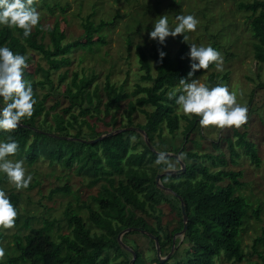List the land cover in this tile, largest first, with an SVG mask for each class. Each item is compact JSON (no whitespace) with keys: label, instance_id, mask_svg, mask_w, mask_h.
<instances>
[{"label":"trees","instance_id":"16d2710c","mask_svg":"<svg viewBox=\"0 0 264 264\" xmlns=\"http://www.w3.org/2000/svg\"><path fill=\"white\" fill-rule=\"evenodd\" d=\"M39 1L52 11L60 6L59 2L54 4L49 0H35L36 8ZM238 6L251 11L250 23L255 38V55L260 62H264V0L241 1ZM61 8L65 9L64 6ZM85 21L84 27L88 32L115 24L113 20H101L96 24L89 16ZM46 34V29L40 21L27 37L23 35V29L0 25V45H6L14 53L20 52L26 57L29 50L36 51L48 64V67H44L38 63L33 73L24 72L23 78L33 86L36 98L34 111L31 117L22 118L16 129L0 130V140L11 138L18 141V151L12 155L24 156L29 164L36 162L41 156H46L50 163L62 162L80 173L93 177L94 182L105 178L109 185H103L104 191L94 196L99 208L94 209L86 205L90 209V220L100 232H92L83 217L73 212L70 204L65 216L71 231L62 233L55 239L51 233L54 221L44 219V225L32 226V221L37 215L28 214L23 217L19 211L20 196L11 191L8 195L17 209L15 224L29 231L14 235L15 253L8 255L6 261H1V264H108L111 261V251L115 253L114 260L123 258L117 264H129L133 253L124 244L136 252L133 264H215V261L222 257L242 264L247 258V253L242 245L241 232L248 217L253 215L260 219L261 209L253 208L250 214L251 203L245 195L238 193L246 184L242 180V170L224 168L213 170L206 163L208 159L214 166H226L228 159L225 152L201 154L197 149H189V143L200 146L197 139L191 138L194 130L198 131L199 116L180 114L176 109L179 105L176 104L175 96H169L170 92L180 94L183 89L181 78L191 80L207 73L206 84L214 87L217 84L227 85L229 74L211 70L215 68L216 62H210L207 69H199L194 76L188 77L190 57L187 43L181 42L172 55L167 48L166 37L164 44L155 42L149 51L137 45L140 70L143 71L142 83H136L132 92H127L124 83L120 85L112 83L110 73L101 92L98 83L91 88L98 78L94 70L91 76L84 70L81 73L74 71L62 93L69 104L62 111H58L56 109L59 105L58 100L49 107L45 105V100L54 91L53 72L71 65L72 58L68 54L74 48L92 49L94 45L105 40L99 38L98 41H94L90 35L84 43L79 40L63 43L66 33L60 30L58 24L54 26L48 44L44 41ZM212 46L216 47L215 44ZM161 49L166 52L163 58L159 56ZM152 61L155 64V73ZM38 73L42 74L41 78H38ZM60 77L62 80L66 79L68 70ZM38 86L49 87V91L40 96ZM259 86L263 87L264 83ZM132 96L135 99H132ZM124 101L127 102L123 108ZM2 103L0 98V104ZM149 106L152 109H149ZM138 110L145 114L146 121L137 123V127L145 131L154 149L137 130H124L107 135L94 143L78 139H94L100 136L103 133L99 130L100 123L112 126V129L133 126L134 114ZM182 118L187 120V124L183 126L184 139L177 145L176 133L181 128ZM37 129L70 138L54 137ZM223 141L233 163L242 155L240 149L253 164L260 166L262 158L257 144L248 138L247 131L234 129L233 135L213 141L214 148L219 150ZM155 150L179 153L185 160V171L163 174L161 177L163 186L172 189L169 194L156 184V176L168 168L176 165L180 167V164L172 155H165V159L158 163L160 154ZM114 173L124 174L126 181L119 180V185H114L112 177ZM7 178V175L0 176V183ZM226 180L227 182L223 183ZM38 183L36 179L30 182L28 188H33ZM70 190L69 184L56 186L51 189L50 196ZM178 195L182 196L185 202L188 228L180 240L179 248L176 239L174 248L177 250L167 260L161 262L157 257L155 241L152 238L154 256L151 259L137 245H130L129 242L134 241L130 238L131 234H142L137 230L123 234L124 244H120L118 236L123 230L140 227L158 237L162 255H167L173 249L175 234L184 227L181 200ZM164 201L170 203L173 209L179 210V226L171 231L165 229L161 214L156 213L157 210H161L159 206ZM138 211L145 216H153L156 224L149 222L145 216L138 215ZM3 237L0 229V248ZM263 241L264 229L263 235L256 238L254 245L256 252L264 259V255L256 248L258 243ZM180 250L185 251V254L179 255Z\"/></svg>","mask_w":264,"mask_h":264},{"label":"rangeland","instance_id":"374dc122","mask_svg":"<svg viewBox=\"0 0 264 264\" xmlns=\"http://www.w3.org/2000/svg\"><path fill=\"white\" fill-rule=\"evenodd\" d=\"M52 3L59 2L58 7L52 10L41 1L37 4V10L40 12V22L46 29L45 42L48 44L52 36V30L58 24L60 30L65 31V42L79 40L81 43L86 42L91 35L94 41L99 38H104V42L94 45L92 49L89 47H77L68 55L72 58L70 66L62 67L54 71L52 78L54 81V91L45 101V105L49 107L57 100L59 105L58 111H62L68 103V99L62 95L68 83L70 82L74 71L82 70L91 76L92 70L97 74L96 82L91 86L94 87L98 83L100 91L107 80V75L110 73L111 82L120 85L124 83L127 92H132L136 87V83L141 82L139 58L137 53V45L143 46L147 51L151 46L158 42L149 36L154 23L161 15H167L170 26L174 27L178 22L176 16L178 14H192L199 23L194 31L190 30L187 34L188 39H183V33L177 34L175 37L169 35L167 40V48L172 55L181 45V42L187 43L188 52L190 44L199 45H216V49L223 57L222 68L211 69L218 73H228L229 81L227 83L230 92H236L237 102L246 104L248 107V119L245 123L237 126H225L218 128L215 125L201 126L198 131L194 130L191 138L197 139L200 146L196 143H189V149H197L199 153H215L225 152L228 164L224 167L220 165L214 166L211 161L206 159V163L213 170L224 168L233 170H242V180L246 184L239 189L238 193L246 196L251 203L249 213H252L253 208H260V219H256L253 215L248 217L244 229L241 232L240 238L247 258L242 264H264V259L255 250V240L263 235L264 229V62H260L255 55L254 43L255 38L251 30V11L239 8L238 4L241 1L252 0H49ZM64 6V10L61 8ZM98 24L101 20H113L114 25H109L100 28L98 31H86L84 25L87 17ZM35 26H33L34 29ZM40 38V36H37ZM131 40V41H130ZM130 41V42H129ZM28 65L26 73H33L37 64L40 63L44 67H48L44 57L36 51L29 50ZM153 72L155 73L154 61ZM68 70V77L64 80L60 75ZM38 78L42 77L41 73L37 74ZM199 81L207 83V73L196 77ZM142 83V82H141ZM147 84V82H145ZM40 96L49 91V87H37ZM242 93V95H241ZM132 99L135 97L132 96ZM105 100V97H104ZM126 102H122L123 108ZM152 109L151 106L148 107ZM177 111L180 114H185L180 106H177ZM114 112V111H113ZM188 115V114H187ZM191 117V115H189ZM124 121L126 119L124 118ZM146 116L141 111L134 114V124L144 123ZM121 123V122H120ZM187 124V120L181 119V128L176 133V144L180 145L184 139L183 126ZM112 126H106L103 123L99 124V130L105 134L115 129ZM234 129L247 131L248 138L257 144L259 154L262 158L260 166L253 164L244 153L237 158V162L233 163L230 160L229 151L225 141L219 150L213 146V141L219 140L224 136L233 135ZM141 132V131H140ZM167 135L168 132L166 131ZM142 138L148 140L147 135L142 133ZM136 138H134L135 141ZM102 151L100 150V153ZM9 158L13 160L22 159L23 166L26 169V175L32 174L31 182L36 179L39 183L33 188L17 189L13 183L7 178L0 183V188H3L7 194L14 191L20 196L19 211L21 214H35L37 218L32 221V226L39 227L44 225V219L53 220L54 225L51 228V233L55 239L62 233H70L71 227L65 216L67 207L71 204L73 212L78 213L85 220L86 224L91 227L92 232H100L90 220L91 206L94 209L99 208V203L94 196L99 195L103 190V185H109L105 178L98 182L93 181V177L85 175L83 172H78L74 168H70L62 162L55 161L50 163L46 156H41L33 164H29L28 160L22 156L9 154ZM183 159V158H182ZM184 160V159H183ZM185 161V160H184ZM173 168H179L176 165ZM6 173L0 172V176H6ZM114 185H119V180L126 181L123 174L114 173L112 175ZM224 181L223 183H226ZM69 184L71 190L69 192H58L50 196L51 189L56 186ZM161 187V186H159ZM166 187V186H165ZM161 189L169 194L171 191ZM160 209L156 213L161 214L162 223L165 229L171 231L179 226V210L173 209L171 204L164 201L160 204ZM138 215H143L138 211ZM149 222L156 224L153 216H145ZM4 235L1 241V248L4 250L0 256L1 261H6L8 255H13L14 250V235L25 234L29 230L17 226L15 223L9 227L0 226ZM181 232V231H180ZM180 232L175 234L177 248H179L183 239ZM130 245H137L149 259L154 256L152 239L146 234H131ZM122 239V236H121ZM122 245L123 242L119 241ZM122 242V243H121ZM156 246V244H155ZM176 247V246H175ZM174 248L172 254L177 250ZM257 250L264 255V241L259 242ZM171 252V251H170ZM169 252V253H170ZM168 253V254H169ZM178 254H185V251L180 250ZM115 253L111 251L108 264H117L123 258L120 257L114 260ZM166 255H163L165 257ZM5 264V263H4ZM215 264H240L225 258H218Z\"/></svg>","mask_w":264,"mask_h":264},{"label":"clouds","instance_id":"9594fccd","mask_svg":"<svg viewBox=\"0 0 264 264\" xmlns=\"http://www.w3.org/2000/svg\"><path fill=\"white\" fill-rule=\"evenodd\" d=\"M178 21L174 27L170 26L168 16L161 15L155 21L149 36L160 44L166 42L169 35L175 37L183 33V39L187 41L188 32L194 31L199 23L192 14H178ZM40 21V12L35 6V0H0V25L23 29L25 37L31 34L33 26ZM166 52L159 50L160 58ZM190 57V71L188 77L194 76L199 69H207L210 62H216L217 68H222L223 57L221 53L211 45L190 44L188 52ZM28 59L25 54L16 52L6 46L0 45V130H12L19 127L22 118L31 117L34 111L36 98L32 83L23 78ZM183 89L179 95L170 92L169 96H175L176 104L185 114L199 116L201 126L215 125L218 128L225 126L239 127L248 119V107L237 102L236 92H230L228 85L217 84L209 87L198 79L188 80L181 78ZM242 95V93H241ZM18 141L14 139L0 140V172L6 173L9 181L17 189L26 188L32 180V174L26 175L22 159L13 160L9 154L18 151ZM165 159L161 153L157 162ZM17 209L11 203L7 192L0 188V226L9 227L15 223ZM4 250L0 248V256Z\"/></svg>","mask_w":264,"mask_h":264},{"label":"water","instance_id":"95a60500","mask_svg":"<svg viewBox=\"0 0 264 264\" xmlns=\"http://www.w3.org/2000/svg\"><path fill=\"white\" fill-rule=\"evenodd\" d=\"M37 130L40 131V132L49 134L51 136H54V137H58V138H65V139L70 138V137H67V136H63V135H59V134H55V133H51V132H47V131H42V130H39V129H37ZM124 130H137V131H141L142 133H145V131L142 128H140V127L129 126V127L118 128V129H115L113 131L107 132L105 134H101L100 136H98V137H96L94 139H83V138H78V139L81 140V141H86V142H89V143H94V142H97V141L102 140L107 135H112V134H115V133H118V132H121V131H124ZM145 135H146V133H145ZM147 143L149 144V146L151 148H153L152 145H151V143H150V140L149 139L147 140ZM156 152H158L159 154L164 153V155H172L175 158H177L178 161H179V164H180V167L179 168H168L165 171H163L161 173H158L157 176H156V184L158 186H161L163 189H166V190H169V191L172 192V189L163 186V184L161 183V177H162L163 174L179 173V172L185 171L186 170L185 161L182 159V157L180 156L179 153L162 152V151H156ZM178 197L181 200V207H182V213H183V218H184V227L181 230L180 234H182L183 237H184V235H185V233L187 231V228H188V215L186 213V206H185V202H184L182 196L178 195ZM131 230H137V231H139L141 233H144V234L148 235L150 238H152L155 241L156 249H157V257L160 259L161 262H164L165 260H167L170 257V255L172 254V251L174 250V246H175V242H176L175 236H174V239H173V244H174L173 245V249L171 250V252L169 254H167L165 257H163L162 252H161V247H160V242H159L158 237L156 235H154L152 232L147 231V230H145L143 228H140V227H130V228H127V229L123 230L119 234V236H118L119 241H122L121 236L123 234H125L126 232L131 231ZM124 246L132 251L133 257L130 260V263L129 264H133L134 260L136 259V252L134 250H132L128 245L124 244Z\"/></svg>","mask_w":264,"mask_h":264}]
</instances>
